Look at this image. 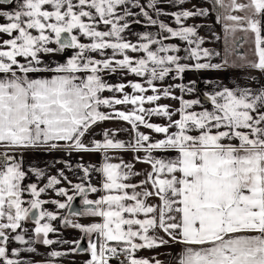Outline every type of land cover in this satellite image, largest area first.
I'll use <instances>...</instances> for the list:
<instances>
[{
    "label": "snow or ice",
    "instance_id": "snow-or-ice-1",
    "mask_svg": "<svg viewBox=\"0 0 264 264\" xmlns=\"http://www.w3.org/2000/svg\"><path fill=\"white\" fill-rule=\"evenodd\" d=\"M162 2L0 0V264H35L21 254L37 253V244L68 243L69 252L53 249L43 264H57L70 252H86L84 264H162L136 253L169 244L182 246L174 264H264V83H217L203 100L185 98L197 91L195 81L163 86L169 78L182 81L187 71L221 69L227 60L201 62L213 53L201 47L199 26L184 23L207 16V10L165 12ZM166 2L175 7L185 0ZM214 3L223 6L222 0ZM229 7L246 13L225 18L234 22L231 31L252 34L255 59L246 63L264 74V0H231ZM161 16L173 17L176 27ZM133 25L157 31H136ZM117 76L119 82L108 79ZM162 99L179 107L160 104ZM107 121L129 125L131 139L115 138L127 129H104L102 139L86 143ZM17 149L99 152L103 162L75 165L83 175L73 183L63 170L52 176L37 167L25 170ZM113 151L143 153L135 159L150 166L145 179L128 182L140 173L123 160L112 163ZM94 173L101 177L99 187L91 182ZM29 174L47 181L42 187L25 184ZM48 190L64 200L42 199ZM96 193L98 198H89ZM77 196L82 212L73 209ZM153 197L159 203H149ZM49 203L55 212L44 207ZM64 209L69 216L59 215ZM80 215L99 222L70 218ZM58 219L82 233L81 239H50L59 235L53 226ZM29 222L31 229L24 226ZM12 242L21 247L10 249Z\"/></svg>",
    "mask_w": 264,
    "mask_h": 264
},
{
    "label": "crops",
    "instance_id": "crops-1",
    "mask_svg": "<svg viewBox=\"0 0 264 264\" xmlns=\"http://www.w3.org/2000/svg\"><path fill=\"white\" fill-rule=\"evenodd\" d=\"M211 4V9H213V12L216 15H218V18L216 16V21L220 23L217 25V23L209 18L210 17V5L209 7L205 2L202 0H185V3L178 6H173L170 3L162 2L160 5H158L160 8H162L165 12H174V11H180V10H191L194 11L196 9H205L208 12V15L205 17H192L188 20L184 21L186 26H199L197 30V34L199 37L203 38L204 44L201 46L202 48H207L209 51L213 53V56L208 61H201V62H210L213 64H223L225 60H227V64L224 65L221 69H207V70H200V71H187L184 73L183 80H172L167 79L163 86H167L169 84L175 85V84H188L190 81L196 82V89L197 91L193 93L191 96H185V98H196L199 97L203 100V93L206 91H211L215 84L219 83L222 85H226L228 87H233L235 85L240 86H247L255 88L258 86L259 83H264V74L252 69L248 66L246 61L249 59H255L253 55L250 54V52H253L254 49V43H253V36L251 33H245L243 31H240L237 29L235 33L232 35L231 33L228 34L230 38L226 37V41L222 42V30H221V24L219 18L222 15L221 14V5L214 3V0H208ZM238 1V0H237ZM246 3L248 0H243ZM143 2V0H142ZM237 3V2H236ZM238 13L243 14L244 16L246 13L244 11H237ZM161 20H163L165 23L169 24V26L176 27L173 17L171 16H161ZM220 26V27H219ZM133 29L136 31H151L156 32V28H148L144 29L141 25H133ZM242 35L243 38L245 37V42H243L244 46L246 47L245 52L249 53L250 56L246 55V60H235L236 55H243L245 54L243 50H236V47L234 45H229V43H233L236 41V38L234 36ZM226 36V35H225ZM131 39L135 40L136 37H130ZM172 43H180L179 41H170ZM182 47L186 45H181ZM184 53L182 52L181 55ZM233 54V55H232ZM235 55V57H234ZM222 56H223V62H222ZM51 59H62V57H52ZM187 63H192V61H187ZM227 65L229 68H225ZM243 70V71H241ZM244 70H251L254 71L255 75H251V72H247ZM112 82H119V77H108ZM128 79H133V77H128ZM205 81H209L210 83H205ZM130 91V90H129ZM174 94L179 96L181 93L179 92V89H174ZM105 95H108L105 93ZM160 104H168L172 107V109H176L179 107L178 101L170 100V99H162L159 101ZM178 118V117H175ZM152 121L155 123H165V120L161 117H153ZM104 129H110V130H118V129H127V131H118L116 135V139L123 140V141H129L132 136L131 128L129 125H127L124 122L119 121H107L104 122L97 127H95L94 132L85 138V142L87 143L89 139L95 138L97 140L102 139L101 131ZM141 131L148 132L147 129L141 128ZM155 135V134H153ZM5 151L4 148H0V153H3ZM13 154V153H10ZM14 154L16 155L17 159L23 160L24 168L27 170L29 166L37 167L40 169L45 170L47 173V176L56 175L58 170H63L64 175L68 177L69 180H72L73 183L80 182L77 177L82 176L83 173L78 169L75 168V165L77 164H92L99 166L103 162V154L102 153H71L68 154L63 151H55V152H45L42 149H17L15 150ZM109 155L112 157L111 162L112 163H119L121 160H123L126 163H131L133 165V171L140 173V175L133 176L130 181V183L138 184L141 180L145 179L146 173L150 171V166L148 164L137 162L135 159L136 156H143V153H134L131 151H113L110 152ZM154 155H165V156H171L172 154H160L155 153ZM56 160H60L61 163H55ZM67 161L71 165H73V170L69 171L63 162ZM47 176L43 180H37L35 176L29 174L28 178L25 180V184L27 183H37L39 187H42L46 181ZM101 180V177L98 173H94L91 179V182L99 187V182ZM59 186L67 187L66 183H62ZM58 186V187H59ZM139 190V189H138ZM71 194V193H70ZM101 193L91 194L90 199H96ZM27 198V197H26ZM42 199L52 200V199H59L61 201L64 200L63 197H56L55 193L51 190H48L46 193L42 194ZM149 203L151 204H157L159 201L153 197L150 198ZM47 210L50 211H56L55 205L47 204L44 206ZM67 209L60 210L59 215L61 217L66 216ZM74 222H79L81 219L85 221L84 225H88L90 223L99 222V218L96 217H90L87 215H81L80 217H70ZM26 228L31 229L34 227L31 223H26L24 225ZM53 226L58 229V233L54 234L55 237H58L60 240L64 241H75L81 239V234L78 230L71 228V227H62L61 222L58 219L57 221L53 222ZM19 231V230H18ZM31 233H29L30 235ZM158 235L163 236L164 234L162 232H159ZM167 239V237H165ZM15 243V242H12ZM42 245V244H37ZM43 246V245H42ZM73 247L71 243L68 244H60V246L55 249L61 252H69V250ZM181 245H173L169 244L168 246H163L159 248L154 249H141L139 250L136 255L141 258L151 259L155 257L156 259L160 260L162 264H174L173 257H175L181 249ZM11 249V247L9 246ZM53 249H44L39 250L35 254H29L24 253L21 255L22 259L34 261L35 264H43L44 259L47 257V253ZM89 259V256L87 253H82L80 255H74L73 253H69L67 256H63L58 258L57 264H84V262ZM115 264V263H111Z\"/></svg>",
    "mask_w": 264,
    "mask_h": 264
},
{
    "label": "rangeland",
    "instance_id": "rangeland-1",
    "mask_svg": "<svg viewBox=\"0 0 264 264\" xmlns=\"http://www.w3.org/2000/svg\"><path fill=\"white\" fill-rule=\"evenodd\" d=\"M203 2H205L206 4H207V6L209 7V5H210V19L212 20V22L214 23V21L213 20H215V22L217 23V25H219L220 23H218L217 21H216V16H217V18H218V15H216L215 16V14H214V12H213V9H211V4L208 2V0H202ZM222 2H223V6H221V16H220V18H219V20H220V22H222V24H221V30H222V33H223V35H222V42L224 41H226V37L227 38H230L229 36H228V34L229 33H231L232 35L235 33V32H233V31H231V26L234 24V22L233 21H229V20H227L225 17L226 16H228V15H234V16H239V17H243L244 15L243 14H241V13H238L237 11H234V10H231V8L229 7V5H230V3H231V0H222ZM236 2L238 3V4H245L246 2L245 1H243V0H236ZM217 6H218V4H216ZM221 5V4H220ZM214 25H215V23H214ZM220 27V26H219ZM226 28H228L229 30L228 31H226L225 29ZM241 31V30H240ZM226 35V36H225ZM235 38H238L237 36H234ZM229 45H233V43H229ZM243 50V52L245 53V54H243V55H236L237 57H235V55H234V57H235V60H238V61H240V60H246L247 59V57H246V55H248V56H250V54L251 55H253V52H250V54L249 53H246L245 52V49H246V47L244 46V44H242L239 48H236V50ZM233 55V54H232ZM254 56V55H253ZM254 59V58H253ZM252 59V60H253ZM248 60H251V59H249L248 58ZM222 62H223V56H222ZM224 63V62H223ZM229 66H232V65H227V66H225V68H229ZM241 71H243V70H241ZM245 71H247V72H251L252 74L251 75H255L254 74V71H251V70H244V72Z\"/></svg>",
    "mask_w": 264,
    "mask_h": 264
},
{
    "label": "flooded vegetation",
    "instance_id": "flooded-vegetation-1",
    "mask_svg": "<svg viewBox=\"0 0 264 264\" xmlns=\"http://www.w3.org/2000/svg\"><path fill=\"white\" fill-rule=\"evenodd\" d=\"M209 2V1H208ZM243 42H245V37L243 38V36L242 35H238V38H236V41H234L233 42V45L236 47V48H239L242 44H243ZM240 50V49H239ZM239 50H237V51H239ZM90 195L91 194H89V197H90ZM77 198H79V201H78V205L80 206V207H82L83 205H82V202H81V198L79 197V196H77L76 197V199ZM74 202V201H73ZM83 211V210H82ZM81 211V212H82ZM66 216H69V210H67V214H66ZM81 216V215H80ZM80 216H71V217H80ZM30 223V222H29ZM78 223H81V224H85V221L83 220V219H81V221H79ZM81 236H82V234H81ZM49 238L50 239H53V240H57V239H59L58 237H55L54 236V234H49ZM60 240V239H59ZM11 248H13V247H21V246H19V245H17L16 243H11L10 245H9ZM60 246V244H54V245H52V246H50V247H45V246H42V245H35V247L37 248V252L39 251V250H44V249H57L58 247ZM24 247H26V246H24ZM81 247H83V248H86L87 247V241L86 240H81ZM82 253H86V252H78V253H73L74 255H80V254H82ZM22 254H24V253H22ZM21 254V255H22ZM113 263V262H112ZM116 264V263H115Z\"/></svg>",
    "mask_w": 264,
    "mask_h": 264
},
{
    "label": "water",
    "instance_id": "water-1",
    "mask_svg": "<svg viewBox=\"0 0 264 264\" xmlns=\"http://www.w3.org/2000/svg\"><path fill=\"white\" fill-rule=\"evenodd\" d=\"M78 201H79V198H77V199L74 200V202H73V209H75L76 211L81 212L83 210V206L80 207L78 205Z\"/></svg>",
    "mask_w": 264,
    "mask_h": 264
},
{
    "label": "built area",
    "instance_id": "built-area-1",
    "mask_svg": "<svg viewBox=\"0 0 264 264\" xmlns=\"http://www.w3.org/2000/svg\"><path fill=\"white\" fill-rule=\"evenodd\" d=\"M122 258H123V257H121V259H122ZM112 262L118 264V261H112ZM112 262H111V263H112Z\"/></svg>",
    "mask_w": 264,
    "mask_h": 264
}]
</instances>
